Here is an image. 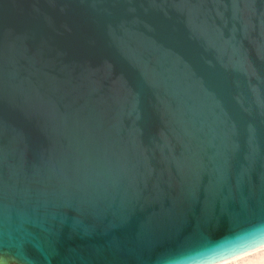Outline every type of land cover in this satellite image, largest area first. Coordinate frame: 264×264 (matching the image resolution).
Listing matches in <instances>:
<instances>
[{
    "label": "water",
    "instance_id": "water-1",
    "mask_svg": "<svg viewBox=\"0 0 264 264\" xmlns=\"http://www.w3.org/2000/svg\"><path fill=\"white\" fill-rule=\"evenodd\" d=\"M264 221V0H0V264H168Z\"/></svg>",
    "mask_w": 264,
    "mask_h": 264
},
{
    "label": "clouds",
    "instance_id": "clouds-1",
    "mask_svg": "<svg viewBox=\"0 0 264 264\" xmlns=\"http://www.w3.org/2000/svg\"><path fill=\"white\" fill-rule=\"evenodd\" d=\"M261 253L257 264H264V221H257L238 228L214 243L183 254L168 264H230L240 255Z\"/></svg>",
    "mask_w": 264,
    "mask_h": 264
},
{
    "label": "bare ground",
    "instance_id": "bare-ground-1",
    "mask_svg": "<svg viewBox=\"0 0 264 264\" xmlns=\"http://www.w3.org/2000/svg\"><path fill=\"white\" fill-rule=\"evenodd\" d=\"M260 259L261 253L252 252L249 254L237 256L230 262V264H257Z\"/></svg>",
    "mask_w": 264,
    "mask_h": 264
}]
</instances>
